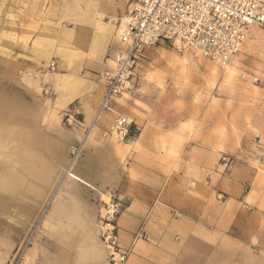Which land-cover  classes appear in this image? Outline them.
I'll return each mask as SVG.
<instances>
[{"label": "rangeland", "instance_id": "374dc122", "mask_svg": "<svg viewBox=\"0 0 264 264\" xmlns=\"http://www.w3.org/2000/svg\"><path fill=\"white\" fill-rule=\"evenodd\" d=\"M124 10L125 0H0V93L29 107L34 134L54 142L48 152L43 145L41 152H25L33 136L29 113L0 96L29 124L22 126L21 143L13 150L0 140V264H79L84 247L94 253L103 243L99 215L109 202L108 193L114 187L120 192L123 183L131 196L148 195V213L136 232L126 241L121 233L117 239L127 252L125 264H162L158 242L162 220L173 230L174 211L198 206L208 207L216 225L221 215L233 220L231 237L246 244L245 253L229 251L226 264H264L261 28L250 30L240 52L224 68L205 58L182 55L166 41L146 48L139 62L137 92L127 97V111L115 107L133 118L135 135L123 141L103 138L113 115L104 116L69 168V149L81 132L75 129V143L65 135L62 111L67 106L60 112L53 106L58 88L53 78L62 72L59 65L64 61L78 64L73 71L78 79L87 78L85 71L98 76L92 78L89 92L101 85L99 73L107 51L114 47L117 20ZM18 44H30L35 57L17 55ZM26 61L34 65L27 66ZM50 62L53 70L46 68ZM44 86L50 87L49 93ZM97 105L83 118L86 123ZM102 145L115 156L103 155L106 186L95 190L69 173L97 158ZM227 177L231 183L226 188L222 181ZM113 179L116 186L110 182ZM252 211L259 216L257 234L239 235L243 226L251 225L247 212ZM102 247L103 258L93 264H110L109 251L104 243ZM208 260L206 264H218ZM167 264L174 263L171 259Z\"/></svg>", "mask_w": 264, "mask_h": 264}, {"label": "built area", "instance_id": "2783aa9c", "mask_svg": "<svg viewBox=\"0 0 264 264\" xmlns=\"http://www.w3.org/2000/svg\"><path fill=\"white\" fill-rule=\"evenodd\" d=\"M254 27L264 30V0H125L114 47L107 51L99 73L104 92L94 114L86 123L75 102L62 111L63 124L81 132L69 149V168L105 114L113 117L102 131L103 138L123 141L135 135L133 118L116 112L114 100L137 92L139 62L146 48L166 41L182 55L205 58L224 68L240 52ZM54 67V62L46 65L48 70ZM43 90L49 93L51 89L44 86ZM109 197L99 215L100 237L109 251L110 264H125L127 252L117 241L120 204L112 192Z\"/></svg>", "mask_w": 264, "mask_h": 264}, {"label": "crops", "instance_id": "0c3cea01", "mask_svg": "<svg viewBox=\"0 0 264 264\" xmlns=\"http://www.w3.org/2000/svg\"><path fill=\"white\" fill-rule=\"evenodd\" d=\"M14 52L17 55L34 58L35 52L33 51L30 44L23 46L18 44L14 46ZM25 65L33 66L34 63L26 61ZM78 64L69 65L67 62L62 61L60 63L61 73L54 76V84L58 86L55 90L56 97L53 101V106L60 112L63 108L68 106L73 102H78L82 108V118H87L92 110L97 105L100 100L103 92V84H96L93 88L94 91L89 92L90 83H92V78H97L96 74L87 72V78L78 79L74 76V67ZM84 64H81V66ZM98 66L97 64L94 65ZM90 74V75H89ZM102 83V82H101ZM0 96L10 98L18 105L24 107L29 113V122L31 128V135L39 137V135L34 134L32 129V112L29 107L18 102L16 98L0 93ZM129 101L126 98L124 105H119L117 98L114 100V106L119 107L122 110H126V104ZM127 111V110H126ZM111 114H105V117H110ZM65 135L72 137V142L75 143L78 138V132L75 129L65 127ZM23 135H27L24 133ZM22 135V136H23ZM28 138L30 135H27ZM41 138V137H40ZM43 139V138H41ZM45 140V139H43ZM47 146V152L51 150L53 145V140H45ZM90 147V146H89ZM102 150L99 151V156L95 159H87L84 167H75V174L81 177L86 181L90 186H93L94 189L102 190L106 186L104 181V170L107 164L106 159L103 155L110 154L109 159H112L115 155L111 152V149L107 145L101 146ZM112 185L116 186V179L110 181ZM231 179L229 177L225 178L222 181L224 187H229ZM121 184V183H120ZM122 189L114 187L111 192L115 197L116 202L120 204V214L117 218V239L119 238L120 233L126 241L129 237H132L136 232L138 226L142 222V219L146 217L148 213L147 199L148 195L139 196L135 193L133 196L127 194L128 185L123 183ZM121 185H119L121 187ZM146 188V186H145ZM122 192V193H121ZM105 193H101V195ZM110 192L108 193V195ZM110 200V197H109ZM245 204V203H242ZM247 205V204H246ZM207 206L204 208L191 207L188 209L180 208L176 212L177 218L174 217L171 221V225L174 227L173 230L166 228L165 224H170L166 219L162 220V228L158 234V242L161 246L160 251L162 253V264H167L169 260L172 259L174 264H206L208 259L218 260V264H226V261L229 260L232 252L235 249L236 252L242 251L247 252L246 244L238 239L231 237L232 233H235L232 224L233 220H229L227 217L220 216L217 223V218L209 215ZM153 210V209H152ZM163 210V209H162ZM166 215V210H163ZM203 212V213H202ZM170 214V213H168ZM248 217L251 218V225H245L239 230V235H254L257 234L256 230L258 229L259 216L252 211L251 213L247 212ZM166 217V216H165ZM232 219V218H231ZM154 234L153 230H150ZM256 232V233H255ZM100 234V231L98 232ZM101 238V237H100ZM243 240H248L243 239ZM101 241V240H100ZM103 243H100L97 246V251L92 252L96 254L95 262H99L103 258ZM98 254V255H97ZM258 259V256L257 258ZM258 263V260H257ZM93 264V263H92Z\"/></svg>", "mask_w": 264, "mask_h": 264}, {"label": "bare ground", "instance_id": "6f19581e", "mask_svg": "<svg viewBox=\"0 0 264 264\" xmlns=\"http://www.w3.org/2000/svg\"><path fill=\"white\" fill-rule=\"evenodd\" d=\"M115 38H116V34H115ZM228 70H230L232 72L233 71V67H229ZM125 100H126V97L125 96H121V97H118L117 102L119 104L123 105V104H125L124 103ZM18 111L19 110L17 109V107H15L13 104H11V103H9L7 101H4V100H0V140L3 141V142H6V143H10L11 145L10 144L9 145L11 146L12 150L14 149V147H17L21 143V142H18V138H19V136L22 133V128H23L22 126L28 127V125H29V124H27V121H25V117L24 118L21 117V115H20V113ZM47 143H49V142H45L43 139H40L37 136H32V139H31L30 143L27 144V145L25 144L23 149H24L25 152H29L30 150H35V149L36 150L38 149L41 152L43 150L42 145L44 147L48 146ZM44 151H47V150H44ZM58 153L62 154V152L60 150L58 151ZM8 171L10 172V169ZM12 174H14V173H12ZM7 176L5 175V179L10 178L11 174L8 177ZM69 176L71 178H73L75 181H77V182H79L81 184H84L85 186H90L86 181H84L81 177H79L78 175H76L74 173H69ZM2 178H4V177L2 176ZM4 182L5 181H3V183ZM6 183L9 184L8 181ZM9 187H11V186H9ZM8 191H9V189H8ZM105 200L107 201V197H106ZM99 231H100V229H99ZM95 256H96V254H93L92 251H90V249H88L87 247H84L83 253H81V258H80L79 264H92L95 261Z\"/></svg>", "mask_w": 264, "mask_h": 264}]
</instances>
